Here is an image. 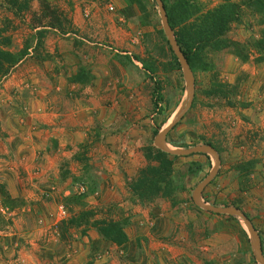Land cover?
<instances>
[{"label":"rangeland","instance_id":"obj_1","mask_svg":"<svg viewBox=\"0 0 264 264\" xmlns=\"http://www.w3.org/2000/svg\"><path fill=\"white\" fill-rule=\"evenodd\" d=\"M222 1L198 0L205 9ZM46 6L54 17L43 18ZM147 11L154 15L146 24L138 7L127 9L122 0H29V9L14 15L0 0V34L9 39V50L30 48L29 57L0 84V186L21 203L7 210L0 198V264L255 261L242 223L193 207L192 191L214 164L210 155L175 161L173 175L182 186L174 194L177 205L157 200L140 206L131 200L128 184L148 165L143 149L153 146L156 136L149 132L169 125L186 104L181 69L166 66L170 54L159 35L158 8ZM243 12L242 24L233 26L228 37L249 44L264 36V24ZM38 43L40 55L49 56L40 63L32 51ZM254 54L246 64L224 52L211 58L216 79L235 89L228 99L205 95L211 87L209 73L193 75L195 100L168 137L186 147L172 146L167 138L166 145L188 149L209 143L220 167L201 201L240 207L264 240V63H254ZM139 59L153 63L155 74H147ZM81 70L90 79L84 86L71 82ZM154 85L161 96L156 107ZM102 128L107 132L100 143ZM77 131L84 133L82 140ZM74 137L78 140L71 144ZM104 142H111L113 150L101 148ZM251 160L256 161L253 173L239 179L237 166ZM194 164L202 169L187 174ZM86 171L96 179L98 192L84 200V210L94 211L99 220L124 222L132 246L104 244L94 230L80 236L82 229H70L72 238L60 231L59 208L65 209L66 219L80 211L74 207L67 213L65 198L78 194L79 187L85 190L73 178Z\"/></svg>","mask_w":264,"mask_h":264},{"label":"trees","instance_id":"obj_2","mask_svg":"<svg viewBox=\"0 0 264 264\" xmlns=\"http://www.w3.org/2000/svg\"><path fill=\"white\" fill-rule=\"evenodd\" d=\"M4 1L10 8H12L14 15H19L29 9V0ZM122 1L127 9L137 6L143 15L141 16L142 20H144L146 24L149 23L150 19L154 15V12L152 14L147 13V7H150L152 11L157 8L154 0ZM161 1L175 40L186 58L193 75L199 72L202 74L209 73L212 76L210 90L205 93L208 97L228 99L229 95L231 96L235 91V89L233 90V86L228 90V86H226V84L220 83L216 79L214 65L211 61V58L216 54L223 52L229 53L234 56L240 64H246L250 61L251 53H255L254 55L256 57L253 59L254 63H264V36H262L261 33V38H259V40H253L249 44H242L233 41L228 37V34L231 32L233 26L242 24L243 10L247 11L249 14L247 16L257 23V25L264 24V0H242L239 3H235L230 0H223L217 6L208 9H205L204 5L198 2V0ZM43 12V18L45 19H48L50 16L54 17L55 14L51 12L47 6L43 9ZM55 20V24L61 28L62 23ZM48 25L52 28L54 27V24L52 23H49ZM159 35L161 36L170 54L166 66L180 71L177 59L173 55L162 29H160ZM37 36L41 38L42 33L39 32ZM39 47L40 44L38 43L32 48V51H34L33 55H35V60L38 63L49 59L47 54L43 56H41L42 54L40 55L37 50ZM9 48V39L3 38L0 34V84L7 78L16 66L22 63L26 57H29V47H25L23 51L18 53L11 52ZM128 61L130 62V60ZM138 61L141 63L143 70L147 74L154 75L157 71L153 63H148L144 59H139ZM121 64L124 65V63ZM71 82L84 86L90 82V79L86 76L84 70H81L80 74L75 75V77L71 79ZM159 91L160 87L154 85L152 97L153 105L155 107L161 102ZM194 100L195 99H193V101ZM227 104L230 106L233 105L228 101ZM175 127L171 130V132L175 129ZM155 135L156 133L154 136ZM168 137L169 134L167 135V142H169L172 146L186 147L183 144L179 146V144L170 142ZM206 145L210 146L209 143H206ZM142 155L148 165L139 170L136 178L131 180L128 184V190L131 194L132 202L140 206H149L157 200H166L169 201L172 206L177 205L178 202H176L174 194L181 191L182 186L181 182H178V179L173 175V166L179 157H172L164 154L153 146L144 148ZM194 166L196 167L195 169L189 167L187 174L196 175L202 169V166L199 164H194ZM255 167L256 161L254 160L239 164L236 168L238 178H248L253 173ZM65 175L67 176L68 174L65 172ZM73 183L85 185V191L83 194H72L71 196L65 198V207H67V213H72V208L74 207H78L80 211L77 214L72 213L68 219L64 218L60 221V231L66 236L72 238L73 235L70 234V229H74L76 231L82 229L80 236H85L89 230H94L97 233L99 240L104 244H112L117 247L126 245L128 243V237L125 232L126 224L124 222L112 219L99 220L95 218L96 213L94 211L84 210L86 208L84 200L92 196L95 192H98V183L96 182V179L86 171L83 176L73 178ZM0 198L3 208L7 210H14L21 207V203L19 201L11 199L9 194L5 191L4 186H0ZM211 204L215 207L223 208L231 206L227 204L217 205L214 202ZM193 207L200 211L197 207ZM233 207L241 210L238 206ZM203 213L214 215L204 211ZM245 216L249 219L246 214ZM219 217H226L232 221L235 219L227 216ZM244 235L246 236L245 233ZM259 237L264 257V240L260 235ZM252 262L253 264H256L253 259Z\"/></svg>","mask_w":264,"mask_h":264},{"label":"water","instance_id":"obj_3","mask_svg":"<svg viewBox=\"0 0 264 264\" xmlns=\"http://www.w3.org/2000/svg\"><path fill=\"white\" fill-rule=\"evenodd\" d=\"M157 5L160 21L162 25V30L164 36L168 42V45L176 57L179 67L182 71L184 80H185V88H186V104L183 109L179 112V114L174 118V120L167 126H165L154 138L153 145L160 152L167 154L172 157H189L192 155H210L213 158L214 164L209 172V174L195 187L191 194V200L195 207L198 209L208 212L217 216H227L235 218L242 223L246 234L248 235L250 246L252 250L253 257L255 259L256 264H264V257L262 254L261 241L258 232L253 227L250 220L245 216V214L235 208V207H215L213 205L205 204L202 200V192L204 189L210 185V183L217 176L219 167H220V159L216 152V150L209 145H199L188 149H171L166 145L167 135L171 132V130L181 122L184 115L191 108L193 99H194V77L193 73L189 67V64L181 52L174 34L169 26L168 19L166 16L165 9L163 7V3L161 0H154Z\"/></svg>","mask_w":264,"mask_h":264},{"label":"crops","instance_id":"obj_4","mask_svg":"<svg viewBox=\"0 0 264 264\" xmlns=\"http://www.w3.org/2000/svg\"><path fill=\"white\" fill-rule=\"evenodd\" d=\"M20 64H21V63H20ZM20 64H19V65H20ZM19 65H18V66H19ZM16 67H17V66H16ZM16 67H15V68H16ZM124 108H126L125 105H124ZM128 109H129V106H127V108L124 109V110H128ZM124 113H127V112L125 111ZM110 115H111V116H110L111 119H115V116H116L115 114H110ZM138 115H139V114H138ZM144 116H145V115H144ZM139 117H140V116H139ZM142 117H143V116H142ZM166 122H167V121H166ZM166 122H165V123H166ZM143 123H144V122H143ZM165 123H164V124H165ZM164 124H163V125H164ZM99 125L102 126V123L99 124ZM102 132H107V130L105 131V130H103V128H102L101 132L99 133V138H100V136H101V138H100V143L102 142V138H103V134H102ZM159 132H160V131H157V128L155 127V128L152 129L149 133H150V134L152 133V135H154V134L156 133V135H157ZM86 133H87V132H86ZM113 133H114V132H113ZM88 134H89V133H88ZM76 135L79 136L81 140H82L83 137H84V133H83L82 131H81V132H80V131H77V132H76ZM155 137H156V136H155ZM155 137H154V138H155ZM77 140H78V138H75V137H74L73 139L71 138V144H74L75 142H77ZM153 142H154V140H153ZM110 143H111V142H107V143L104 142V143H103V146H101V148L106 147L107 150L112 149V148L109 146ZM153 146H154V145H153ZM80 147H81V146H80ZM112 150H113V149H112ZM134 241H135L134 244H136L137 240L134 239ZM128 246H132V243H131V240H130V239H129V242H128Z\"/></svg>","mask_w":264,"mask_h":264},{"label":"built area","instance_id":"obj_5","mask_svg":"<svg viewBox=\"0 0 264 264\" xmlns=\"http://www.w3.org/2000/svg\"><path fill=\"white\" fill-rule=\"evenodd\" d=\"M109 11H113V7H109ZM78 194H83L84 193V188L83 187H79L78 189H76ZM58 217L61 219H64L65 217V209L63 207H60L58 210Z\"/></svg>","mask_w":264,"mask_h":264}]
</instances>
